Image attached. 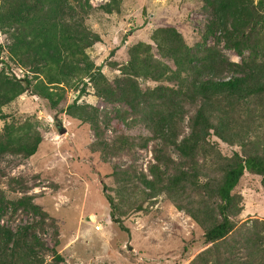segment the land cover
<instances>
[{
  "label": "rangeland",
  "instance_id": "1",
  "mask_svg": "<svg viewBox=\"0 0 264 264\" xmlns=\"http://www.w3.org/2000/svg\"><path fill=\"white\" fill-rule=\"evenodd\" d=\"M102 1L90 0L93 9L86 23L100 38L86 51L108 79L119 75L120 65L128 58V46L137 40L150 43L155 52L150 38L155 27L173 26L193 49L211 17L202 0H119L118 11L111 12L96 7ZM217 36L218 31L213 30L205 42L214 43L230 61L238 62L247 54L245 48L238 54L225 47L223 40L215 42ZM8 42L7 34L0 30V68L22 77L24 68L8 56ZM229 74L224 71V75ZM137 82L143 89L174 80L137 77ZM62 92L55 107L28 88L1 106L4 115L0 129L4 122L21 125L39 131L40 141L28 156L0 153V189L9 201L0 215V224L12 229L30 224L37 237L57 253L36 244L41 264H186L204 246L202 228L164 191L144 187L142 176H150L148 167L158 149L161 155L166 152L171 157L167 164H159L164 174L187 163L172 144L150 138V130L138 116L124 112L120 103L97 96L87 78L65 85ZM256 100L249 98L248 106L235 105L229 114H224L234 128V137L237 133L245 136L253 151L264 145V104ZM72 101L96 106V110L88 111L97 123L96 135L87 121L66 111L65 105ZM197 104V99L184 102L175 126L177 137L188 132L189 117ZM117 107L121 108L118 112ZM116 112L123 116L122 120ZM59 123L65 127L61 133ZM118 135H127L133 143L116 148ZM141 137H149L145 146L137 144ZM207 139L223 155L233 150L240 152L236 142L227 143L212 133ZM104 141L110 143L105 152L101 148ZM211 149L200 147L196 154L199 181L214 177L221 163ZM162 157L165 160V155ZM231 191L240 194L241 208L231 215L236 227L243 221L255 224L253 230L264 238V188L260 175L244 169ZM105 193L111 196L112 207ZM177 196L186 203L196 194L186 188ZM18 199L21 201L16 203ZM26 258L24 254L18 257V264Z\"/></svg>",
  "mask_w": 264,
  "mask_h": 264
},
{
  "label": "trees",
  "instance_id": "2",
  "mask_svg": "<svg viewBox=\"0 0 264 264\" xmlns=\"http://www.w3.org/2000/svg\"><path fill=\"white\" fill-rule=\"evenodd\" d=\"M202 1L211 17L193 49L173 26H157L150 33L155 52L150 43L137 40L128 46V58L120 65L119 75L108 79L86 51L100 38L86 23L87 14L93 9L90 0H0V30L9 38L8 56L24 68L22 77L0 68V118L4 115L1 106L26 88L55 107L65 85L87 78L97 96L106 102L120 103L124 112L138 116L150 130V138L172 144L187 163L164 174L159 164H167L171 157L166 152L161 155L158 149L148 167L150 176H142L144 187L164 191L177 208L202 228L204 246L186 264H264V238L253 230L255 224L240 222L239 230L231 219L241 208L240 194L231 190L244 169L260 175L264 188V145L261 150H250V140L238 133L234 137V128L224 116L235 105L248 106L246 101L252 97L264 104V0ZM118 2L103 0L96 7L105 12L118 11ZM213 30L219 33L215 42L221 39L225 47L238 54L245 48L247 54L238 62L230 61L214 43L205 42L206 35ZM224 71L230 74L224 75ZM137 77L163 78L174 83L142 89ZM195 99L198 104L189 117V130L177 137L175 126L182 116L184 102ZM64 108L87 121L96 135L97 123L88 112L96 110V106L72 101ZM121 108L115 109L118 112ZM211 133L227 143L236 142L240 152L221 154L207 139ZM117 138L116 148L133 143L127 135ZM148 138L141 137L137 144L145 146ZM39 141L37 130L7 122L1 126L0 153L28 156ZM109 145L104 141L102 151ZM200 147L212 148L214 156L221 159L215 176L204 181L198 180L196 154ZM186 188L196 196L182 203L177 195ZM105 198L112 207L111 196L105 193ZM8 202L0 189V215ZM110 216L118 220L112 213ZM30 227L26 224L12 229L0 224V264H18V257L23 254L27 258L21 264H41L36 244L57 254Z\"/></svg>",
  "mask_w": 264,
  "mask_h": 264
},
{
  "label": "water",
  "instance_id": "3",
  "mask_svg": "<svg viewBox=\"0 0 264 264\" xmlns=\"http://www.w3.org/2000/svg\"><path fill=\"white\" fill-rule=\"evenodd\" d=\"M63 131H65V127H63V126L60 125V123H59V125H58V132L61 133V132H63Z\"/></svg>",
  "mask_w": 264,
  "mask_h": 264
}]
</instances>
